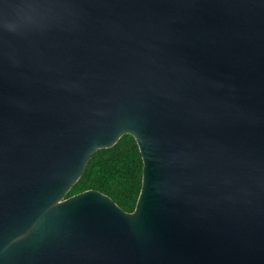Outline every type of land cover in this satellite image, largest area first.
I'll use <instances>...</instances> for the list:
<instances>
[{"label":"water","instance_id":"95a60500","mask_svg":"<svg viewBox=\"0 0 264 264\" xmlns=\"http://www.w3.org/2000/svg\"><path fill=\"white\" fill-rule=\"evenodd\" d=\"M0 264H264V0H0Z\"/></svg>","mask_w":264,"mask_h":264},{"label":"trees","instance_id":"16d2710c","mask_svg":"<svg viewBox=\"0 0 264 264\" xmlns=\"http://www.w3.org/2000/svg\"><path fill=\"white\" fill-rule=\"evenodd\" d=\"M143 160L136 140L123 136L111 149L98 150L67 198L98 191L111 198L123 211L133 213L140 196Z\"/></svg>","mask_w":264,"mask_h":264}]
</instances>
